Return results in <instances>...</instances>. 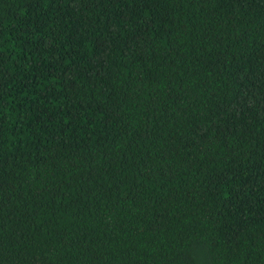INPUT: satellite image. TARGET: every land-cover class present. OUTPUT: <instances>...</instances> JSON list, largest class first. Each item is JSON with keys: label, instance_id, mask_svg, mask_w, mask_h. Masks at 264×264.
<instances>
[{"label": "trees", "instance_id": "trees-1", "mask_svg": "<svg viewBox=\"0 0 264 264\" xmlns=\"http://www.w3.org/2000/svg\"><path fill=\"white\" fill-rule=\"evenodd\" d=\"M0 264H264V0H0Z\"/></svg>", "mask_w": 264, "mask_h": 264}]
</instances>
